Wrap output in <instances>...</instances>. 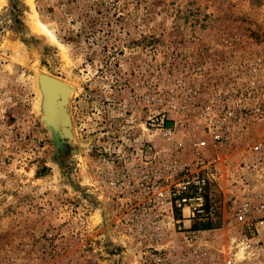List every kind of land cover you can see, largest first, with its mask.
Wrapping results in <instances>:
<instances>
[{
  "label": "rangeland",
  "instance_id": "rangeland-1",
  "mask_svg": "<svg viewBox=\"0 0 264 264\" xmlns=\"http://www.w3.org/2000/svg\"><path fill=\"white\" fill-rule=\"evenodd\" d=\"M254 106L264 0H0V264H264V171L232 177L264 142ZM210 121L227 124L213 219L152 220L109 184L170 146L190 162Z\"/></svg>",
  "mask_w": 264,
  "mask_h": 264
},
{
  "label": "built area",
  "instance_id": "built-area-1",
  "mask_svg": "<svg viewBox=\"0 0 264 264\" xmlns=\"http://www.w3.org/2000/svg\"><path fill=\"white\" fill-rule=\"evenodd\" d=\"M232 112L227 110V116H232ZM251 112L256 121H264L263 107L254 106ZM208 132L210 143L201 139L194 140L195 157L190 162H179L174 155V147L170 146L169 155L161 165L140 166L136 170V176L133 175L130 181L120 178L110 181L109 184L120 190L130 188L132 202L129 205L132 210L145 208L152 212L151 215L150 212L148 214L152 220L174 219L175 216L188 222L213 219L219 214L217 203L213 200V191L221 186L217 180L216 166L219 161L218 152L227 141V124L224 121H210ZM208 147L215 152L210 157L204 154ZM139 151L141 155L150 153L146 156L147 160L156 155L155 148L151 145L143 144ZM250 151V158L235 170L232 176L235 181L247 183L249 177L264 171V142L253 144ZM252 210L250 200L242 202L236 214L237 221L246 223ZM251 246L250 241L244 244L246 250ZM153 249L158 254L155 256V263L167 264L166 254L157 248Z\"/></svg>",
  "mask_w": 264,
  "mask_h": 264
},
{
  "label": "water",
  "instance_id": "water-1",
  "mask_svg": "<svg viewBox=\"0 0 264 264\" xmlns=\"http://www.w3.org/2000/svg\"><path fill=\"white\" fill-rule=\"evenodd\" d=\"M41 75H42V86H43V90H45V92L49 95L48 97L50 98V99H53V97L52 96H54V95H52V96H50V94H51V91H50V89H49V87L51 86V83H53V80L51 79V78H53V77H50L49 75H45V74H42L41 73ZM49 98H47V100L49 99ZM49 99V100H50ZM42 119L46 122V120H45V115L43 116L42 115ZM46 124H47V126L49 127V125H48V121L46 122ZM50 128V127H49ZM56 128V127H55ZM54 128V129H55Z\"/></svg>",
  "mask_w": 264,
  "mask_h": 264
},
{
  "label": "trees",
  "instance_id": "trees-1",
  "mask_svg": "<svg viewBox=\"0 0 264 264\" xmlns=\"http://www.w3.org/2000/svg\"><path fill=\"white\" fill-rule=\"evenodd\" d=\"M201 226L198 225H193V230H206V229H210L211 227H209L208 225L203 226L202 228H200Z\"/></svg>",
  "mask_w": 264,
  "mask_h": 264
},
{
  "label": "bare ground",
  "instance_id": "bare-ground-1",
  "mask_svg": "<svg viewBox=\"0 0 264 264\" xmlns=\"http://www.w3.org/2000/svg\"><path fill=\"white\" fill-rule=\"evenodd\" d=\"M40 25H41V24H40ZM41 26H42L43 29H45V27H44L43 25H41ZM51 86H52V85H51ZM57 86L60 87L61 85L58 83ZM61 87H62V86H61ZM53 90H54V89H52V92H53ZM64 90H65V89H64ZM57 91H58V89H57ZM65 92H67V90H66ZM65 92H64V93H65ZM56 93H58V92H56ZM56 93H55V95H56ZM46 94H47V93H46ZM58 94H59V93H58ZM60 94H61V93H60ZM51 95H52V94H51ZM53 95H54V94H53ZM52 97H54V96H52ZM54 98H55V97H54ZM51 100H52V99H51ZM55 100H56V99H55ZM55 102H56V101H55Z\"/></svg>",
  "mask_w": 264,
  "mask_h": 264
}]
</instances>
